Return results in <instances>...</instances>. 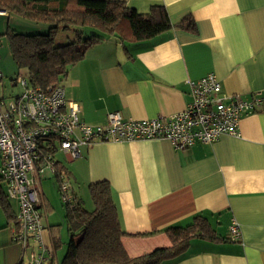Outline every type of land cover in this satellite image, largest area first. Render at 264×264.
I'll list each match as a JSON object with an SVG mask.
<instances>
[{
    "label": "crops",
    "instance_id": "1",
    "mask_svg": "<svg viewBox=\"0 0 264 264\" xmlns=\"http://www.w3.org/2000/svg\"><path fill=\"white\" fill-rule=\"evenodd\" d=\"M116 1L140 13L162 4L172 22L190 14L195 29L172 28L141 42L107 38L88 48L62 82L85 123L104 125L112 111L123 119L168 118L191 101L188 81L209 73L225 95L249 99L264 89V0ZM10 17L0 15V36L13 24ZM80 33L75 27L63 30L56 43ZM56 159L80 201L90 183H110L131 256L167 246L165 228L186 225L200 214L226 240L192 238L184 253L161 264H264V111L243 114L236 136L224 134L210 144L181 149L165 138L104 141L81 146L76 158L58 152ZM36 188L45 264H61L68 233L57 179L40 174ZM233 221L238 240L229 236ZM14 224L0 207V264H20L23 258L22 246L12 239ZM56 225L57 233L51 228Z\"/></svg>",
    "mask_w": 264,
    "mask_h": 264
},
{
    "label": "built area",
    "instance_id": "2",
    "mask_svg": "<svg viewBox=\"0 0 264 264\" xmlns=\"http://www.w3.org/2000/svg\"><path fill=\"white\" fill-rule=\"evenodd\" d=\"M0 8V15H7ZM20 71V70H19ZM1 77V73H0ZM21 89L14 95H0V177L6 196L17 202L12 239L23 248L20 264H45L46 248L41 241L43 212L38 208L37 180L40 174L57 172L56 154L80 155L81 146L104 141H134L165 138L175 148L196 143L210 144L224 134H238V120L248 112L264 111V89L249 99L225 95L214 73L189 80L191 101L168 118L123 119L108 112L107 123L90 125L79 117V105L65 97L61 83L46 88L29 84L24 72L13 80ZM58 193L62 203L73 195L68 177L60 173ZM232 240L239 239L238 224L229 228Z\"/></svg>",
    "mask_w": 264,
    "mask_h": 264
},
{
    "label": "trees",
    "instance_id": "3",
    "mask_svg": "<svg viewBox=\"0 0 264 264\" xmlns=\"http://www.w3.org/2000/svg\"><path fill=\"white\" fill-rule=\"evenodd\" d=\"M0 8L8 14L49 25L47 33L43 34L26 35L9 27L4 32L16 67L23 70L30 85L40 88L62 84L70 67L84 58L88 48L107 38L141 42L172 28L195 29L190 14L172 22L162 4L152 5L145 13L116 0H0ZM72 27L81 32L76 34V40L57 44V34ZM86 28L102 34L91 33L83 38ZM56 166L57 172L53 176L59 182V174L66 175V171L58 161ZM1 182L5 186L0 177V207L9 223L15 220V214ZM87 189L91 210L73 194L71 203H62L68 239L61 264H161L165 259L184 253L192 238L215 242L226 240L213 230L207 218L196 214L186 225L164 229L167 246L131 256L122 241L126 233L118 219L110 183L107 180L92 182ZM59 227L51 228L57 233ZM60 243L55 237L56 247Z\"/></svg>",
    "mask_w": 264,
    "mask_h": 264
},
{
    "label": "rangeland",
    "instance_id": "4",
    "mask_svg": "<svg viewBox=\"0 0 264 264\" xmlns=\"http://www.w3.org/2000/svg\"><path fill=\"white\" fill-rule=\"evenodd\" d=\"M13 17L12 19L10 17V22L13 21V24H10L9 28L12 29V27H15L16 31L19 33L26 34V35H32V34H43V33H47L48 31L49 25L45 22H42V21L34 22L32 20L23 18L19 15H16V16L13 15ZM91 33L102 34L100 31L96 29L86 28L83 38L90 36ZM58 34H57V39H59ZM0 70L3 73V81L0 82V94L2 92L4 95L7 96L6 99L9 100L10 99L9 96L16 94L21 89V86L19 85H12L13 80H11V78H14L18 72H23V70H20V71L18 70V68L16 67L11 57L8 39L6 35L0 36ZM59 199H60V196L58 193L57 201H59ZM81 199L84 202L85 208L90 210L92 208V204H91V198H90L88 189L86 193L83 192V196L81 195ZM10 202L12 206L15 207V204H16L15 200L11 199ZM64 231H65V228H64ZM58 253L60 254V252Z\"/></svg>",
    "mask_w": 264,
    "mask_h": 264
}]
</instances>
